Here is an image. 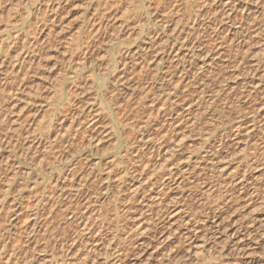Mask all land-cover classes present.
Wrapping results in <instances>:
<instances>
[{
    "label": "rangeland",
    "instance_id": "rangeland-1",
    "mask_svg": "<svg viewBox=\"0 0 264 264\" xmlns=\"http://www.w3.org/2000/svg\"><path fill=\"white\" fill-rule=\"evenodd\" d=\"M255 2L259 5H256ZM246 4L251 8H254L253 4H255L256 10H259L255 14L256 18L253 19L254 16H250L251 21H244L242 17V15L245 16V11H242L243 8L240 6ZM200 10L201 15L197 19L198 22L194 21L196 13L198 14ZM188 11L191 19L186 17ZM262 11H264V0H0V264H49L51 224L55 217L61 213L67 217L74 214L76 200L80 202V206L83 202L86 205L85 199L93 195L91 201H96V203L89 206L86 209L87 212L83 210L84 204L79 207L80 211L88 213L92 210L96 211L99 205L105 203L107 198L109 199L110 194L101 196L99 190L109 185L108 188L111 187V191H113L116 183L110 181L105 184V181L101 182V180L106 176V169L112 166L109 164L116 162L118 165L113 168L117 171H122L124 167H127L128 161L131 159L123 158V154L127 149L125 143L131 139L132 159L134 160L130 161L132 164L130 163L128 168L132 166V171L138 169L136 172L138 173L142 164L148 163L147 165L150 167L154 162L153 169L151 167L150 173L146 174L147 177L156 169V164L159 163V158H162L164 151L175 144L174 140H176L175 145H178V137H183L184 141H182L184 144L180 150L175 149L176 154L181 153L178 158H186V155H189L190 159L192 158L189 165L186 164L190 168L189 176L183 177L182 174L176 172L178 176L175 175L174 179L168 183L169 190L166 189L167 185L162 189L167 182V177L160 179L161 173L150 178L151 182L157 181L153 186L148 187L149 184H142L141 188L147 186L146 194L142 195L145 197L133 199L132 212L129 213V217L132 216V230L138 226L139 222H146L149 216L155 215V211L159 208L154 202H158V198L164 203L167 198H171L173 195L178 197L176 195L181 194L183 197L177 199V203L163 208V212H159L160 215L176 213L180 207L182 211L180 210L178 215L182 216L181 218L194 214L197 209V213L201 212L198 198L202 195L204 197L207 193L204 190L215 185L217 181L213 178H219L218 175H220V168L217 165L214 166L217 167V169L214 168L213 171L216 172L214 173L207 169L209 165L205 162L208 157L209 159L213 157L211 154L215 151L221 158L222 156L224 159L229 158L226 160L228 170L224 171L221 174L223 177L217 180L232 179L233 176L240 177L241 173H244L245 179L248 181V189L251 190L245 192L247 195L242 194L241 198L238 196L237 199L234 185L221 188L217 191L219 194L214 193L213 199L211 198V201L209 200L207 203H210L211 208L219 205L217 211L219 214L224 215L227 212L226 217L235 220L233 221L234 225L231 226L233 231L236 229V225L238 227L250 220L256 227L260 223L264 224V220H262L264 212L258 210L255 202L257 196L264 199V154L262 152L264 139L263 137L260 139L257 131L254 132V136L251 135L249 138L245 135V130L253 123L250 118L253 111L251 107L255 105L260 109L258 116H262L264 111V12L261 13ZM228 13L229 19H227ZM239 28H242L240 41L243 39L244 42L241 41L242 45H239L241 47L238 49L240 54L227 50L230 37L228 29L237 33ZM222 40L223 44H221ZM146 41L147 43H145ZM196 44L200 50L202 48L206 53H203V56H207L203 57L199 50L195 49ZM218 44H221L223 48H219ZM149 47L151 48L148 49ZM195 51H197L196 54ZM82 52H85L84 55ZM217 52L220 53V59ZM234 54L239 55L235 56ZM119 56L121 58H118ZM200 56L205 58L204 62ZM189 58L190 60H188ZM206 59L208 62H213L207 63ZM130 60L132 61L130 62ZM235 61L241 62V66H238V71L236 70L235 73L237 77L229 75L232 73L231 69L236 63ZM223 62H228L226 64L229 65L224 68ZM255 62L260 67L252 76L253 73H248L246 70H249L250 64ZM181 64L183 65L181 66ZM183 66L185 69L182 68ZM203 67L205 70H202ZM125 75L127 77H124ZM186 75L190 78H186ZM210 77L213 79L216 77L215 82L218 79L221 80V84L218 81V85L210 86L212 82ZM122 79L124 80L122 81ZM192 80L195 85L190 86ZM177 82L181 86L176 85ZM205 87H207L206 90ZM130 89L131 91H129ZM243 89H252L255 93L258 92V96L253 99L254 101L249 99L246 103L241 99ZM213 90H218L219 96L214 93L212 95ZM123 91L125 93H122ZM214 100L217 102V109L216 106H212ZM248 102L250 103L248 104ZM228 104L232 109L226 113L224 110ZM129 109L132 111V128H130V121L127 122V119L130 120L131 117L126 118ZM150 110L152 113L147 114L148 111L151 112ZM124 114L126 115L124 116ZM196 114L204 116L201 115L202 118H198L197 129L195 124H192L194 119H197ZM120 117L125 120L123 121ZM217 117L221 120H216ZM227 117L228 121L233 119L231 121L233 124H226ZM248 118L252 123H249ZM147 120L149 124L146 123ZM185 123L187 125H184ZM217 123H220L219 126L214 127L213 124ZM236 123L241 124V128L237 131L240 133L233 137L237 134L234 131ZM254 125L257 128V124ZM229 129L230 131H228ZM171 130L172 132H170ZM202 130L207 131V138ZM70 131L71 133H69ZM125 132H127L126 135ZM64 134L71 141L63 137ZM182 134L185 135L182 136ZM60 136V141H58L57 137ZM102 139L104 140L101 141ZM243 140L246 143H243ZM253 142L256 143L254 146H252ZM66 143L68 146L65 145ZM219 143H223V145L218 147ZM247 144L246 155L250 153L254 154L253 157L256 155L255 161L253 160V163L251 159L253 157L247 155V162L241 165L239 161H236L237 158L239 160V157L235 158L233 155V160L231 154L235 152L234 154L238 155L240 151L242 153V148ZM215 147L216 149H214ZM252 148L256 153H252ZM64 150L67 152L65 153ZM134 151L135 153H133ZM230 152L231 154H229ZM202 155H205V160L200 159L203 157ZM178 158H176L177 161H174L177 163L176 170L183 167L179 165L180 159ZM125 159H127L126 162H124ZM113 160L114 162H112ZM73 171L75 172L73 173ZM70 173H73L74 181H71ZM10 180L12 181L10 182ZM197 182L198 184H196ZM91 193L92 195H90ZM95 195L97 197L94 198ZM56 197L60 198V201H55ZM150 198L153 199L150 200ZM226 198H232V201L225 207L220 206L219 203H222ZM68 202L70 204L73 202V204L70 205ZM152 202L153 205L148 206ZM224 208L227 210L226 212L222 211L225 210ZM58 209H62V211H57ZM69 209L71 210L69 211ZM149 210H151V215ZM55 211L59 213L56 215ZM95 215L96 213L92 218H96ZM129 217L124 214L126 224L130 223ZM176 219L170 220L169 224L172 223V227L177 226ZM98 221L99 219L95 222ZM164 223V221L159 222L158 227H162ZM143 225L147 226L148 224L144 223ZM98 226L100 225L98 224ZM98 229L99 227H95L96 232ZM262 232L263 236L259 239L264 238V230ZM151 234L153 232H149L148 236ZM152 236H154V239L151 240L152 246L141 253L140 264H167L165 256L169 252L165 250V245L160 244V240L157 241L156 232ZM257 242L253 243V247ZM200 244L201 241H198L197 245ZM206 244L208 245V243ZM209 247L210 245L207 246V248ZM42 261L46 262L42 263ZM179 261L174 258L170 264H178ZM263 262V259L257 256L250 260L249 264H263ZM94 264L99 263L95 261Z\"/></svg>",
    "mask_w": 264,
    "mask_h": 264
},
{
    "label": "bare ground",
    "instance_id": "bare-ground-1",
    "mask_svg": "<svg viewBox=\"0 0 264 264\" xmlns=\"http://www.w3.org/2000/svg\"><path fill=\"white\" fill-rule=\"evenodd\" d=\"M253 2V1H252ZM251 2V3H252ZM250 3V5H251ZM256 3V2H255ZM258 3H256L257 5ZM250 5L246 4V5H243V6H240L242 11H245L244 15H242L244 21H249L250 19H252L251 17L256 18L255 14L257 13V11H259L258 9L256 10V5H254V8H251ZM259 5V4H258ZM256 7V8H255ZM54 8V7H53ZM57 8V6H56ZM55 8V9H56ZM262 8V7H261ZM54 9V10H55ZM47 10V9H46ZM247 11V12H246ZM264 11H262L261 13H263ZM200 15H201V10L198 12V14L196 13L195 17H194V21H197V19L200 18ZM251 16V17H250ZM260 16V15H259ZM186 17H190L189 15V11L187 12V16ZM199 17V18H198ZM229 13L227 15V19H229ZM191 19V18H189ZM193 19V18H192ZM251 21V20H250ZM198 22V21H197ZM196 22V23H197ZM253 22V20H252ZM201 24V23H200ZM193 25V23H192ZM198 25V24H197ZM194 26V25H193ZM196 26V25H195ZM200 26V25H199ZM263 26V25H262ZM104 28V26H102ZM102 29V28H101ZM264 29V28H263ZM262 29V30H263ZM105 30V29H103ZM241 30L242 28H239V31L236 33V32H231L229 29H228V33L230 34V37H229V45H228V51L229 52H235V53H239L240 50H238L239 48L241 49V47L239 46L241 44V40L240 41V33H241ZM193 31V29H192ZM260 31V30H259ZM254 36V35H253ZM179 37V36H178ZM145 40V39H144ZM144 40L143 43H144ZM185 41V40H184ZM187 41V40H186ZM216 41V40H215ZM221 42V40L219 41V43ZM226 42V41H225ZM147 43V41L145 42ZM150 43V42H149ZM186 43V42H185ZM224 41L222 40V43L223 44ZM242 43H244L242 41ZM221 44H218L219 45V48L222 46ZM217 45V46H218ZM242 45V44H241ZM85 46V45H84ZM93 46V45H91ZM142 46V44H141ZM148 46V45H147ZM86 47V46H85ZM90 47V46H89ZM175 47V46H174ZM195 49H198L199 52L202 54L203 56V50L201 48H198V44H196L195 46ZM143 48V47H142ZM151 47H149L148 49H150ZM164 48V47H163ZM181 48H182V45H181ZM185 48V47H184ZM183 48V49H184ZM191 48V47H190ZM223 48V47H221ZM86 49V48H85ZM187 49V47H186ZM181 50V49H180ZM190 50V49H189ZM222 50V49H221ZM81 51V50H80ZM86 51V50H84ZM88 51V50H87ZM193 51V50H192ZM192 51H188L189 53H191ZM206 51V50H205ZM211 50H209L210 52ZM217 51V49H216ZM225 51V50H224ZM223 51V52H224ZM246 51V50H245ZM197 51H195V54H196ZM207 52V51H206ZM214 52H215V49H214ZM220 52V51H219ZM226 52V51H225ZM85 52H82V54L84 55ZM124 53V52H123ZM122 53V54H123ZM179 53V52H178ZM211 53V52H210ZM218 53V52H217ZM222 53V52H221ZM91 54V53H90ZM126 54V53H124ZM193 54V53H192ZM206 54V53H204ZM214 54V53H213ZM219 54V55H218ZM217 56L219 57L220 56V53H218ZM225 54V53H224ZM240 54V53H239ZM238 54V55H239ZM209 55V53H208ZM216 55V54H215ZM235 56L237 54H234ZM237 55V56H238ZM128 56V54H127ZM132 56V55H131ZM134 56V55H133ZM188 56H191L188 54ZM200 56V58H202V61L204 62L205 61V58H203L204 56H207V55H204L203 57ZM212 56V55H211ZM214 56V55H213ZM233 56V55H232ZM86 57V56H85ZM124 57V56H123ZM130 57V56H129ZM215 57V56H214ZM221 57V56H220ZM219 57V59H220ZM227 57V56H226ZM118 58H121L120 56ZM195 58V56H194ZM193 58V59H194ZM207 58H212V57H207ZM126 59V58H125ZM138 59V58H137ZM192 59V58H191ZM216 59V58H215ZM233 59V58H232ZM243 59V58H242ZM245 59V58H244ZM117 60V59H116ZM190 60V58L188 59ZM187 60V61H188ZM207 60V59H206ZM217 60V59H216ZM235 60V59H234ZM119 61V60H118ZM132 60H130L131 62ZM195 61V60H194ZM230 61H233V60H230ZM244 61V60H243ZM121 62V61H120ZM129 62V61H128ZM180 62V61H178ZM177 62V63H178ZM182 62V61H181ZM197 62V61H196ZM209 62H213V61H209ZM208 60H207V63H209ZM234 62V61H233ZM236 62V61H235ZM135 63V62H134ZM224 63V62H223ZM228 63V62H226ZM222 64L224 65L223 67L226 68L229 64ZM130 64V63H129ZM199 64V62H198ZM203 64V63H201ZM213 64V63H212ZM112 65V64H111ZM128 65V64H127ZM126 65V66H127ZM178 65V64H177ZM183 64H181L182 66ZM190 65V64H189ZM196 66V64H193ZM204 65V64H203ZM206 65H209V64H206ZM211 65V63H210ZM209 65V66H210ZM216 65V64H215ZM243 65V64H242ZM248 65V64H247ZM214 66V64H213ZM238 66H241V62H236L233 66H232V73H230L229 75H234L235 76V73H236V70L238 69ZM175 67V66H174ZM177 67V66H176ZM180 67V65H179ZM193 67V66H191ZM205 68H207L206 66H204ZM203 67L202 70H205ZM243 67V66H242ZM259 64L257 62H255L254 64H250V69L249 70H246L248 73H253V75H255V72L258 70L259 68ZM117 68V67H116ZM125 68V67H124ZM127 68V67H126ZM184 68V66L182 67ZM180 68V69H182ZM199 68V67H198ZM197 68V69H198ZM230 68V67H229ZM123 69V67H122ZM185 69V68H184ZM190 69V68H188ZM195 69V68H193ZM210 69V68H209ZM248 69V68H247ZM132 70V69H131ZM201 70V69H200ZM201 70V71H202ZM208 70V69H207ZM212 70V69H211ZM230 70V71H231ZM180 71V70H179ZM183 71V69H182ZM186 71V70H185ZM199 71V70H198ZM197 71V72H198ZM238 71V70H237ZM187 72V71H186ZM190 72V70H189ZM205 72V71H203ZM207 72V71H206ZM225 72V71H224ZM125 73V72H123ZM127 73V71H126ZM125 73V74H126ZM161 73V72H160ZM181 73V72H180ZM179 73V74H180ZM199 73V72H198ZM184 76H185V72L183 73ZM188 74V73H187ZM192 74V72H191ZM215 74V72H214ZM213 74V75H214ZM228 74V73H227ZM146 75V74H145ZM181 75V74H180ZM189 75V74H188ZM193 75V74H192ZM192 75H190L191 77H193ZM199 75H201L199 73ZM219 75V74H218ZM123 76V75H121ZM182 76V75H181ZM182 76V77H184ZM220 76V75H219ZM218 76V77H219ZM226 76V74H225ZM224 76V77H225ZM228 76V75H227ZM229 76V77H230ZM120 77V75H119ZM124 77H127L126 75ZM131 77V76H129ZM161 77V76H160ZM200 77V76H199ZM217 77V76H216ZM216 77L212 79V82L210 84L211 85H218L219 83L221 84V80L219 81H216L215 82V79ZM237 77V76H235ZM234 77V78H235ZM255 77V76H254ZM118 78V77H117ZM116 78V79H117ZM186 78H190L186 75ZM209 78V79H210ZM170 79V78H169ZM173 79V78H172ZM171 79V80H172ZM208 79V80H209ZM256 79V78H255ZM119 80V78H118ZM124 79H122L123 81ZM127 80V79H126ZM180 81V79H178ZM182 80V78H181ZM197 80H198V77H197ZM195 80V81H197ZM253 80V79H252ZM170 81V80H169ZM193 81V82H192ZM192 81H187V82H192L190 86H192V84H194V80ZM223 81V80H222ZM225 81V80H224ZM116 82V81H115ZM126 82V81H125ZM128 82V80H127ZM126 82V84H127ZM176 82V81H175ZM184 82V81H183ZM121 83V82H119ZM182 83V82H181ZM186 83V82H184ZM203 83V82H202ZM253 83V82H252ZM125 84V83H123ZM170 84H173V83H170ZM180 83L177 82L176 85H179ZM197 84V83H196ZM121 85V84H120ZM129 85V84H128ZM146 85V84H145ZM195 85V84H194ZM200 85V84H198ZM117 86H118V82H117ZM122 86V85H121ZM120 86V87H121ZM124 86V85H123ZM172 86V85H171ZM175 86V85H174ZM181 86V85H179ZM178 86V87H179ZM183 86V85H182ZM203 86V84H202ZM208 86V85H207ZM209 86V87H210ZM127 87V86H126ZM177 87V89H178ZM208 87V88H209ZM185 88V87H183ZM207 87H205V90H206ZM126 89V88H125ZM132 89V87H131ZM131 89L129 91H131ZM200 89H202L200 87ZM218 89V88H217ZM225 89V88H224ZM117 90V89H115ZM120 90V88H119ZM7 91V90H6ZM105 91V90H104ZM109 91V90H108ZM134 91V90H133ZM178 91V90H176ZM175 91V92H176ZM243 93L241 94V99H243L244 102H246L247 100L249 101L252 100L254 101L253 99L256 98L258 96V92L255 93L254 90L252 89H247V90H244L243 89ZM128 92V91H126ZM196 92V91H195ZM200 92V90H199ZM202 92V91H201ZM207 92V91H206ZM9 93V92H8ZM110 93V92H109ZM107 93V94H109ZM120 93V92H118ZM122 93H125L124 91ZM147 93V92H146ZM171 93V92H170ZM169 93V94H170ZM209 93V92H208ZM216 94L219 96L220 92L218 90L216 91H212V95ZM127 94V93H126ZM130 96H131V93H129ZM140 94V93H139ZM148 94V93H147ZM177 94V93H176ZM207 94V93H205ZM123 95V94H122ZM172 96L174 95V92L173 94H171ZM170 95V96H171ZM208 95V94H207ZM126 96V95H125ZM141 96V95H140ZM171 96V97H172ZM177 96V95H175ZM175 96L173 97L175 99ZM201 96V95H200ZM203 96V95H202ZM206 96V95H205ZM209 96V95H208ZM207 96V97H208ZM217 96V98H218ZM222 96V95H221ZM230 96V95H229ZM165 97V96H164ZM206 97V98H207ZM210 97V96H209ZM216 98V96H214ZM128 98V96H127ZM136 98V96H135ZM139 98V97H138ZM172 98V99H173ZM177 98V97H176ZM213 98V97H212ZM220 98V97H219ZM222 98V97H221ZM225 98V97H224ZM223 98V99H224ZM260 98V97H259ZM132 99V98H131ZM146 99V98H145ZM222 99V100H223ZM240 99V100H241ZM147 100V99H146ZM152 100V99H151ZM167 100V99H166ZM170 100V99H169ZM200 100V99H199ZM227 100V99H226ZM229 100V99H228ZM258 100V99H256ZM201 101V100H200ZM199 101V102H200ZM203 101V100H202ZM129 102V101H128ZM214 102L212 104V106H216L217 102L214 100L212 101ZM222 102V101H221ZM224 102V101H223ZM238 102V101H237ZM235 102V103H237ZM256 102V101H255ZM254 102V103H255ZM263 102V101H262ZM143 103V101H142ZM153 103V102H152ZM174 103V102H173ZM198 103V102H196ZM201 103V102H200ZM205 103V101H204ZM240 103V102H239ZM247 103V102H246ZM244 103V104H246ZM250 102H248L249 104ZM129 104V103H128ZM242 104V101L240 103V106ZM261 104V103H260ZM130 106H132V104H129ZM204 105V104H203ZM220 105V104H219ZM251 105V104H250ZM115 106V105H114ZM113 106V107H114ZM120 106V105H119ZM140 106V105H139ZM194 106V105H193ZM207 106V105H206ZM224 104L222 105V107L224 108ZM237 106V105H236ZM235 106V107H236ZM239 106V105H238ZM243 106V105H242ZM124 107V106H123ZM199 107V105H198ZM204 107V106H203ZM226 107H228L226 109ZM225 107V110L226 113L227 112H230V104H228V106ZM255 107V105H254ZM253 106L251 107V109L253 108V111L251 112V116L250 119H249V123L251 122L252 124L249 125L250 127L248 129H246V136L249 138L252 136H254V132H258L257 135L260 136V139L261 137H263L264 139V111L262 113V116L259 115L258 116V113L260 111L259 108H254ZM258 107V106H257ZM260 107V106H259ZM151 108V107H150ZM173 108V107H172ZM190 108V107H189ZM200 108V107H199ZM205 108V107H204ZM215 108V107H214ZM128 109V108H127ZM167 109V108H166ZM198 109V108H196ZM201 109V108H200ZM199 109V111H200ZM207 109V108H206ZM216 109H217V106H216ZM244 109V108H243ZM246 109V108H245ZM264 109V108H263ZM116 110V109H114ZM125 110V109H123ZM169 110V109H168ZM167 110V111H168ZM203 110V109H202ZM221 110V109H220ZM129 111V112H128ZM128 115L126 118H128V116H132V111H130V109L128 110ZM151 111V110H150ZM152 111H154L152 109ZM148 111L147 114H150L152 113ZM213 111V110H212ZM236 111V110H235ZM241 111V110H240ZM243 111V110H242ZM262 111V110H261ZM121 112V111H120ZM204 112V111H203ZM202 112V114H203ZM208 112V111H207ZM125 113V112H124ZM205 113V112H204ZM243 113V112H242ZM127 114V113H126ZM124 114V116L126 115ZM159 114V113H158ZM202 114H200V116L196 114L197 116V119H194L193 123L192 124H195V127H196V123L199 122L198 118L200 117V119L202 118ZM220 115L222 114V111L221 113H219ZM217 114V115H219ZM229 114V113H228ZM239 114V112H238ZM260 114V113H259ZM140 115H142L140 113ZM154 115V114H153ZM160 115V114H159ZM162 115V114H161ZM187 115V114H186ZM202 115V116H201ZM211 115V114H210ZM213 115V114H212ZM219 115V116H220ZM226 115V114H225ZM245 115V114H244ZM123 116V117H124ZM144 116V114H143ZM142 116V117H143ZM188 116V115H187ZM241 116V115H240ZM109 117V116H108ZM123 117H120L123 119V121L125 120ZM195 117V116H194ZM204 117V116H203ZM215 117V116H214ZM222 117V116H221ZM225 117V116H224ZM238 117V116H237ZM242 117V116H241ZM244 117V116H243ZM249 117V115H248ZM112 118V117H111ZM165 118V117H164ZM169 118V117H168ZM189 118V117H188ZM196 118V117H195ZM233 118V116H232ZM231 118V119H232ZM236 118V117H235ZM234 118V120H235ZM219 117L216 118V120H218ZM226 119V118H225ZM240 119V117H239ZM221 119H219L220 121ZM227 123L229 125L230 124H233L231 123V121H228V117H227ZM230 120V119H229ZM247 120V119H246ZM121 121V120H120ZM130 121V128H132V117L131 119L129 120V118L127 119V122ZM150 121V119H149ZM147 120L146 123L149 122ZM126 122V121H125ZM140 122V121H139ZM163 122V121H162ZM176 122V121H175ZM223 122V121H222ZM119 123H122V122H119ZM138 123V122H137ZM164 123V122H163ZM167 123V122H166ZM169 123V122H168ZM174 123V122H173ZM94 124V123H93ZM149 124V123H148ZM172 124V123H171ZM220 123H217V124H213L214 127H217L219 126ZM244 124V123H243ZM254 124H257V128L255 127ZM122 125V124H121ZM125 125V124H124ZM146 125V124H145ZM160 125V124H159ZM170 125V124H168ZM184 125H187L186 123ZM189 125V124H188ZM247 125V124H246ZM73 126V125H72ZM71 126V127H72ZM142 126V125H141ZM151 126V125H150ZM175 126V125H174ZM210 126V125H209ZM221 126V125H220ZM70 127V126H69ZM154 127V126H153ZM158 127V126H157ZM179 127V126H178ZM186 127V126H185ZM194 127V128H195ZM231 127V125H230ZM161 128V127H160ZM184 128V127H183ZM193 128V127H192ZM203 128V127H202ZM229 128V127H228ZM234 131H236V135H234L233 137L237 136L239 133L237 132L239 128H241V124H237L236 123V126L234 127ZM73 130V128H71ZM75 129V128H74ZM143 129V128H142ZM170 129V128H169ZM174 129V127H173ZM176 129V128H175ZM197 129V127H196ZM195 129V130H196ZM216 129V128H215ZM214 129V130H215ZM233 129V128H232ZM77 130V129H76ZM181 130V129H179ZM194 130V129H193ZM207 130V129H206ZM211 130V129H210ZM117 131V130H116ZM129 131V130H128ZM127 131V132H128ZM132 131V130H131ZM186 131V130H185ZM198 131V130H196ZM205 132V137L207 138L206 135V132L205 130H202ZM209 131V129H208ZM222 131V130H221ZM230 131V129L228 130ZM65 132H68V131H65ZM64 132V133H65ZM127 132H125V135L127 134ZM130 132V131H129ZM140 132V131H139ZM142 132V130H141ZM150 132V131H149ZM155 132V131H154ZM160 132V131H159ZM172 132V130L170 131ZM174 132V131H173ZM192 132V130H191ZM203 132V133H204ZM212 132V131H211ZM71 133V131L69 132ZM183 133V131H182ZM185 133V132H184ZM221 133V132H220ZM227 133V132H226ZM225 133V134H226ZM230 133V132H229ZM63 134V133H62ZM132 134V133H131ZM143 134V133H142ZM146 134V133H145ZM154 134V133H152ZM158 134V133H157ZM168 134V133H167ZM67 135V134H66ZM156 135V134H154ZM171 135V133H170ZM178 135V133H177ZM185 135V134H184ZM182 134V136H184ZM194 135V134H193ZM220 135V134H219ZM228 135V134H227ZM68 136H70L68 134ZM72 136V134H71ZM123 136V134H122ZM130 136V135H129ZM147 136V135H146ZM168 136V135H167ZM181 136V135H180ZM204 136V135H203ZM217 136V135H216ZM226 136V135H225ZM232 136V135H231ZM244 136V135H243ZM256 136V135H255ZM63 137H65V134L63 135ZM150 137V136H149ZM155 137V136H154ZM163 137V136H162ZM170 137V136H169ZM214 137V136H213ZM246 137V138H247ZM257 137V136H256ZM59 138L58 141H60V137H57ZM66 139L68 138L67 136L65 137ZM64 138V139H65ZM78 138V137H77ZM134 138V137H133ZM136 138V137H135ZM139 138V137H138ZM183 138V137H182ZM182 138L178 137L177 139V143L178 145H175L176 144V140L175 141V144L172 145L170 148L166 149L164 151V153L162 154V158L159 160V163L156 164L157 167L156 169L153 170L152 174H149L148 177L146 176L147 173H150L149 170H152L153 169V166H154V162L151 164L152 166H148L146 163V165L142 164L141 165V170H139L140 172L136 173L138 171H132V166L128 168V165L132 162V139L131 141H128L126 142L125 144L127 145V149H125L124 151V154H123V158H130L131 160H129L128 162V165H127V169L124 167L122 169V171H117V169L115 170V168H113L114 166L118 165L116 162L115 164H109V165H112V166H109V168H107V172H106V176L101 180L102 181H105L104 183L106 184V182H114L116 183L115 187H114V190L111 191V187L108 188V186H106V188L104 187V189L102 190H99V194L101 196H109V199L107 198V201L105 203H103L102 205H99L98 209L95 211H91V212H88V213H85L86 209L93 205L95 202H92L91 201V197L93 196L92 193L90 195L92 196H89L86 200V205L84 204L85 202H83L84 204V209L85 210L84 212H82L83 210H79V207H82L80 206V202L76 201L74 202V208L76 209L74 214L72 213L69 217H67V215H58L56 216L59 212L56 213V211L54 213H56V217H55V220L53 221V224H51V230H52V233H51V257L48 258V260H50L49 264H94L95 261H98L99 264H140V255L141 253L145 252L148 248H150L152 246L151 244V240L154 239V236H152L155 232H156V237H157V241L159 242L160 240V244H163V246L165 245V250H167L169 253L165 256L167 257V264H170V262H173V259L174 258H177L179 259L180 261L178 262V264H249L250 263V260H252L253 258H256L257 256L260 257L261 259H263L264 261V238L262 239H259L260 237L263 236V230H264V224L260 223L258 227H256L255 225H253V221L250 220L248 223H242V224H238L239 226L237 227L236 225V229L233 231L231 229V226L234 225L235 220H232L230 219V217H226L227 216V210H222L224 212H226L224 215L222 214H219L217 211L219 209V205H216L214 207H217V208H211V206L207 203V201H211V198L213 197L214 193H217L219 194L217 191H219V189L221 188H228V187H232L233 185L235 186V190H236V193H237V199L240 197V195L242 194H246L245 192L248 191V181L245 179V175L244 173L240 175V177H236V176H233V178L230 176V178L232 179H227L226 177V180L224 179H221L220 181H218L217 179L219 178H222L223 175L221 176V174L228 170V162L226 161L227 159L229 158H226L224 159L223 156L222 159L221 156H219L216 151L215 152H212V158L209 159H204L205 155H202L203 157H200V159H203L205 160L206 164H208V168L207 169H210V171L212 172L215 169H217V167L220 168V175L219 178H213L216 182L215 185L211 186L210 188H208L207 190H204V192H207L205 193L204 197L203 195L198 198L197 200L199 201L198 202V205H199V210L201 212L197 213V210L194 212V214H191V215H185V217L181 218L178 213L180 212L181 210V207L180 209L178 210V212L176 213H168L167 215H160V211L163 212V208L165 209L166 206L168 205H172L173 203H177L176 201H178L177 199H181L183 198L182 195H176L178 197H175L174 195L171 197V198H167V201H165L164 203H162L159 198L157 199L158 202H154L156 204V206H158L159 209H157L155 211V215L154 216H149L148 220H146V222H139L138 226L132 230V216L129 217V213L132 212V200L135 199V198H143L145 196H142L144 194H146L145 192V188H147V186L151 187L153 186L156 182H151L150 178H152L153 175H157L158 173L160 174L159 176H161L160 179H163V177H167L166 179V184H164V186L162 187V189L167 185V190L170 189V186H168V183L173 180L174 176L177 174L176 172H178V174H182L183 177H186V175H188L189 173V170L190 168H188L187 165H189L191 159H190V156L186 155V158H183V159H180L178 158V155H180L178 152V154H176V151L175 149H178L180 150V147L184 144ZM227 138V137H226ZM232 138V137H231ZM259 138V137H257ZM63 139V138H62ZM61 139V140H62ZM69 139V138H68ZM73 139V138H72ZM159 139V138H158ZM165 139V138H164ZM180 139V140H179ZM223 139V138H222ZM74 140V139H73ZM104 139H102L101 141H103ZM124 140V139H123ZM130 140V138H129ZM163 140V138H162ZM167 140V138H166ZM185 140V139H184ZM213 140V139H212ZM252 140V139H251ZM254 140V139H253ZM63 141V140H62ZM61 141V142H62ZM69 141H71L69 139ZM77 141V140H76ZM156 141V140H155ZM183 141V142H182ZM190 141V140H189ZM234 141V140H233ZM241 141V140H240ZM244 142L243 143H246L245 140H243ZM247 141V139H246ZM249 141V140H248ZM57 142V140H56ZM119 142V141H118ZM157 142V141H156ZM160 142V140H159ZM164 142V141H163ZM218 142V141H216ZM238 142V140H237ZM242 142V141H241ZM71 143V142H69ZM73 143V142H72ZM100 143V142H99ZM198 143V142H197ZM200 143V142H199ZM203 143V142H202ZM201 143V144H202ZM214 143V142H213ZM258 143V142H257ZM61 144V143H60ZM114 144V143H113ZM190 145V143H187ZM209 144V143H208ZM215 144V143H214ZM213 144V145H214ZM223 145V143H221ZM220 143L217 145L218 147L221 145ZM256 143L253 142L252 146H254ZM263 144H264V141H263ZM61 145H64L63 143ZM67 145V143L65 144ZM166 145V144H165ZM170 145V144H169ZM251 145V144H249ZM262 145V144H261ZM68 146V145H67ZM72 146V145H71ZM187 146V145H186ZM197 146V145H196ZM209 146H211L209 144ZM258 146V145H257ZM70 147V146H69ZM130 147V148H128ZM184 147V146H183ZM195 147V146H194ZM200 147V146H199ZM226 147V146H225ZM224 147V148H225ZM72 148V147H71ZM163 148V147H162ZM182 148V147H181ZM198 148V147H197ZM210 148V147H209ZM208 148V149H209ZM247 148H248V144L247 146L245 145V147L242 148V153L240 151V153L237 154H231V152L229 154H231V158L234 160V156L235 158L238 156L239 157V160L237 158L236 161H239L241 165L245 164L247 162V157L250 156V157H253L252 155L254 154H247L246 155V151H247ZM254 148V147H253ZM252 148V150H253ZM262 152L264 154V146H262ZM67 149V148H66ZM140 149V148H139ZM161 149V148H160ZM187 149V148H186ZM191 149V148H190ZM211 149H212V146H211ZM216 149V147L214 148ZM213 149V150H214ZM220 149V148H219ZM217 149V150H219ZM255 149V148H254ZM257 149V148H256ZM189 150V149H187ZM193 150V148H192ZM222 150V148H221ZM250 150V149H249ZM145 151V150H144ZM175 151V153H174ZM207 151V150H206ZM64 152L66 153L67 150ZM250 152V151H249ZM255 151L253 150L252 153H254ZM123 153V152H122ZM135 153V151L133 152ZM208 153V151L206 152ZM210 153V152H209ZM256 153V152H255ZM148 154V153H147ZM227 154V153H226ZM240 154V155H239ZM259 154V153H258ZM134 155V154H133ZM208 155V154H207ZM234 155V156H233ZM245 155V156H244ZM262 155V154H261ZM260 155V156H261ZM136 156L138 157V153L136 151ZM185 156V155H184ZM183 156V157H184ZM198 156H201V155H198ZM210 156V155H209ZM228 156V155H227ZM256 156V155H255ZM255 156L252 159V161L254 160L255 161ZM258 156V155H257ZM136 157V158H137ZM144 157V156H143ZM211 157V156H210ZM135 158V157H134ZM145 158V157H144ZM158 158V157H157ZM176 158L180 159L178 162H179V165H182L183 167H180L178 170H176L177 168V163L174 162V161H177ZM246 158V159H245ZM121 159V158H120ZM148 159V158H147ZM199 159V157H198ZM199 159V160H200ZM249 159V158H248ZM259 159V158H258ZM127 159L124 160V162H126ZM138 160V158H137ZM136 160V161H137ZM263 160V158H262ZM111 161V160H110ZM117 161V160H115ZM131 161V162H130ZM139 161V160H138ZM229 161V160H228ZM251 161V160H249ZM251 161V163H252ZM253 161V163H254ZM114 162V160L112 161ZM192 162H194V160H192ZM196 162V161H195ZM263 162V161H262ZM111 163V162H110ZM132 164V163H131ZM130 164V165H131ZM139 164V163H138ZM137 164V165H138ZM196 164V163H195ZM232 164V163H231ZM230 164V165H231ZM258 164V163H257ZM178 165V166H179ZM194 165V164H193ZM215 165H217V167H214ZM106 166V165H105ZM146 166H147V169H146ZM81 167V166H80ZM152 167V169H150ZM197 167V166H196ZM211 167V168H209ZM238 167V166H237ZM242 167V166H240ZM72 168V167H71ZM117 168V167H116ZM119 168V166H118ZM139 168V169H140ZM155 168V167H154ZM255 168V167H254ZM121 169V168H120ZM136 169V168H135ZM238 169V168H237ZM251 169V168H250ZM80 170V169H79ZM194 170V169H193ZM242 170V169H241ZM76 171V170H75ZM73 171V173L75 172ZM82 171V170H81ZM146 171V172H145ZM201 171V170H200ZM246 171V170H245ZM244 171V172H245ZM71 172V171H69ZM187 172V174H185ZM192 172V171H191ZM210 172V173H211ZM214 173H216L215 171H213ZM67 173V172H66ZM72 173V174H73ZM115 173V174H114ZM163 173V175H162ZM212 173V174H214ZM69 174V173H68ZM66 174V175H68ZM71 174V173H70ZM71 174V181L73 180V176ZM89 174V173H88ZM87 174V175H88ZM112 174H114L113 176H111ZM198 174V173H197ZM237 174V173H236ZM86 175V176H87ZM65 176V175H64ZM69 176V175H68ZM75 176V175H74ZM144 176V177H143ZM178 176V175H176ZM189 176V175H188ZM195 176V175H194ZM214 176V175H213ZM238 176V175H237ZM67 177V176H66ZM68 177V178H70ZM143 177V178H142ZM156 177V176H155ZM217 177V176H216ZM62 178V176H61ZM98 178V177H97ZM149 178V179H148ZM66 179V178H65ZM186 179V178H185ZM12 180H10L11 182ZM74 181V180H73ZM83 181V180H82ZM94 181V180H93ZM97 181V179H96ZM100 181V180H99ZM159 181V180H158ZM76 182V181H75ZM79 182V181H78ZM89 182V181H88ZM163 182V181H161ZM160 182V183H161ZM64 183V181H63ZM81 183V182H80ZM93 183V182H92ZM77 184V183H76ZM89 184V183H88ZM142 184H149L147 186H145V188H141ZM163 184V183H162ZM181 184V183H179ZM178 184V185H179ZM198 184V182L196 183ZM104 185V184H103ZM177 185V186H178ZM82 186V185H80ZM79 186V187H80ZM84 187V185H83ZM101 187V186H100ZM127 187V188H125ZM179 187V186H178ZM70 188V187H69ZM71 189V188H70ZM75 189V187H74ZM91 189V187H90ZM125 189V190H123ZM180 189V188H179ZM165 190V189H164ZM165 190V191H167ZM225 190V189H224ZM251 190V189H250ZM249 190V191H250ZM59 191V190H58ZM160 191V190H159ZM248 191V192H249ZM84 192V191H82ZM91 192V191H90ZM89 192V193H90ZM94 192V191H93ZM145 192V193H144ZM169 192V191H168ZM228 192V191H227ZM53 193V192H52ZM75 193V192H74ZM203 193V192H202ZM97 194V193H96ZM59 195V194H57ZM56 195V196H57ZM79 195V194H78ZM247 195V194H246ZM54 196V195H53ZM98 196V194H97ZM96 195L94 196L97 197ZM217 196V195H216ZM215 196V197H216ZM239 196V197H238ZM244 196V195H243ZM50 197V196H49ZM161 197V196H160ZM58 197L55 198V201L58 200L60 201L59 199H57ZM79 198V197H78ZM93 198V197H92ZM154 198V197H153ZM153 198H150L153 199ZM224 198V197H223ZM241 198V197H240ZM163 199V198H162ZM213 199V198H212ZM216 199V198H214ZM228 199V200H227ZM232 198H226L223 200L222 203H219L220 206H223L225 207L227 204H229L232 200ZM80 200V198H79ZM84 200V199H83ZM84 200V201H85ZM103 200V199H102ZM54 201V200H53ZM54 201V202H55ZM57 201V205H58V202ZM71 201V200H70ZM73 201V200H72ZM160 201V202H159ZM214 201V200H213ZM103 202V201H102ZM215 202V201H214ZM213 202V203H214ZM255 202H256V206L258 208V210L260 211H263L264 212V199L263 198H259L257 196V199L255 198ZM70 204V202H68ZM212 203V204H213ZM71 204H73V202H71ZM70 204V205H71ZM154 204V205H155ZM215 204V203H214ZM56 205V206H57ZM69 205V206H70ZM95 205V204H94ZM153 205V202L151 204H149L148 206H151ZM163 205V207H161ZM208 205V207H207ZM55 206V205H54ZM61 206V205H60ZM73 206V205H72ZM71 206V208H73ZM98 206V205H97ZM62 207V206H61ZM56 208V207H55ZM60 209V207H58ZM167 208V207H166ZM227 208V207H226ZM57 210V211H62L61 210ZM71 209H69L70 211ZM74 210V209H73ZM194 210V209H193ZM166 211V210H164ZM182 211V210H181ZM73 212V211H72ZM87 212V211H86ZM150 212V215H151V210H149ZM161 212V213H162ZM203 212V214H202ZM96 213V218H92V216ZM182 213V212H181ZM222 213V212H220ZM3 214V213H2ZM64 214V213H63ZM124 214H127V217L128 220L130 221V223H127L126 224V220L124 219ZM159 214V215H158ZM171 214H173L171 216ZM186 214V213H185ZM189 214V213H188ZM53 215V214H52ZM178 215V216H176ZM176 216V217H175ZM54 218V216H53ZM51 218V219H53ZM173 218H177L176 221H177V226L175 227H172V223H170V220H172ZM97 219H99L98 222H95ZM264 220V218L262 219ZM51 221V220H50ZM49 221V223H50ZM161 221H164L165 223L162 225V227H158L159 225V222ZM158 222V223H157ZM52 223V221H51ZM144 223H147L148 225L147 226H144L143 224ZM98 224L100 226H98ZM162 224V223H161ZM169 224V225H168ZM35 225V224H33ZM50 225V224H49ZM166 225V227H165ZM34 227V226H33ZM95 227H99V229L95 230ZM48 229V228H47ZM44 231V230H43ZM47 231V230H46ZM31 232H34V231H31ZM36 232V230H35ZM96 232V234H95ZM149 232H153V234H151L150 236H148ZM38 234V233H37ZM95 234V235H94ZM96 235H97V238H96ZM4 237V236H3ZM7 241V240H6ZM198 241H201V244L200 245H197V242ZM257 244H255V246L253 247V243L255 242ZM2 242V241H1ZM4 242V241H3ZM208 243V245L206 244ZM263 244V245H262ZM47 245V244H46ZM209 248H207V246H209ZM212 245V246H211ZM258 245V246H257ZM3 247V246H2ZM6 247V246H5ZM48 247V248H49ZM1 248V247H0ZM47 248V247H46ZM7 249V248H6ZM1 250V249H0ZM3 250V248H2ZM45 250V249H44ZM8 252V251H7ZM11 252V250H10ZM3 254V252H2ZM16 254V253H15ZM17 255V254H16ZM18 256V255H17ZM1 257V256H0ZM5 257V256H4ZM8 257V256H7ZM98 258V260H96ZM3 259V258H2ZM10 259V258H9ZM43 259V258H42ZM248 259L249 261L246 262L245 260ZM4 260V259H3ZM6 260V259H5ZM46 260V259H44ZM2 261V260H1ZM43 262H46V261H42ZM48 262V261H47ZM41 263V262H40ZM253 264V263H252ZM264 264V262H263Z\"/></svg>",
    "mask_w": 264,
    "mask_h": 264
}]
</instances>
